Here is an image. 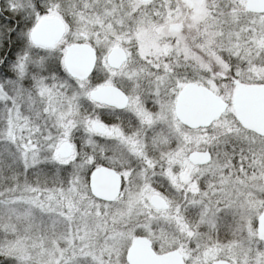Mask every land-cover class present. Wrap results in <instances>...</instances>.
Instances as JSON below:
<instances>
[{"label":"snow or ice","instance_id":"snow-or-ice-1","mask_svg":"<svg viewBox=\"0 0 264 264\" xmlns=\"http://www.w3.org/2000/svg\"><path fill=\"white\" fill-rule=\"evenodd\" d=\"M0 264H264V0H0Z\"/></svg>","mask_w":264,"mask_h":264}]
</instances>
